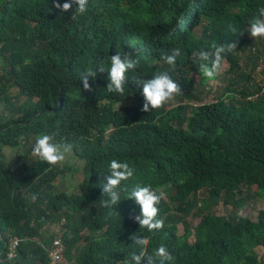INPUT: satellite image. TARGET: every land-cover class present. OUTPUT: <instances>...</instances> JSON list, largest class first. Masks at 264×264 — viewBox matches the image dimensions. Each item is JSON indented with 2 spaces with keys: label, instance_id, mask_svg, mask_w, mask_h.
I'll return each mask as SVG.
<instances>
[{
  "label": "trees",
  "instance_id": "1",
  "mask_svg": "<svg viewBox=\"0 0 264 264\" xmlns=\"http://www.w3.org/2000/svg\"><path fill=\"white\" fill-rule=\"evenodd\" d=\"M260 7L264 0H89L87 12L71 18L52 0H0V264H50L52 226L61 229V264H125L139 250L134 235L148 238V255L166 247L165 264H264L256 252L264 251V210L255 220L214 212L264 201V81L244 72L237 55ZM231 42L229 95L206 102L192 78L199 74L202 88L210 81L198 71L199 52ZM173 48L181 54L169 66L160 57ZM124 51L138 64L123 94L106 89V71L83 89L89 68L107 69ZM251 58L254 71L264 67V46ZM161 71L180 85L183 103L145 112L138 79ZM42 133L70 144L81 166L23 153ZM7 148L14 160L2 156ZM114 158L134 177L107 207L101 183ZM77 174V185L58 188ZM136 183L163 194L164 227L155 234L134 220L139 206L128 190Z\"/></svg>",
  "mask_w": 264,
  "mask_h": 264
},
{
  "label": "clouds",
  "instance_id": "2",
  "mask_svg": "<svg viewBox=\"0 0 264 264\" xmlns=\"http://www.w3.org/2000/svg\"><path fill=\"white\" fill-rule=\"evenodd\" d=\"M53 7L61 13L72 10L74 14L83 15L87 12L89 0H52ZM234 32L235 29H232ZM247 33L253 38H264V7L258 9V15L249 20ZM235 48L234 42L228 44H218L214 52L201 50L199 52L198 71L208 79L214 78L221 69L227 52ZM180 48H173L170 53H162L160 59L169 66L176 63L180 56ZM138 61L133 58L130 51L116 52L110 57V66L105 69L102 64H97L95 70L89 68L81 77L80 82L83 89H89V77L94 78L96 71L107 72L106 89L111 93L123 94L127 74L137 68ZM137 86L141 89L140 95L144 103L142 110L148 112L149 109H158L166 104L174 95L181 94L180 85L171 78L167 71H161L151 76L150 79L139 78ZM71 151L68 143H58L53 139V135L42 133L35 137L31 145V154L49 166H55L65 161L67 154ZM108 174L105 175L101 183L103 194L107 199L103 204L107 207L115 206L119 203L120 194L127 188L125 182L134 177V169L125 160L111 159L107 165ZM163 194L153 189L147 184H134L128 190V199H132L139 206V214L134 216V220L140 228L146 229L149 233L155 234L164 227L162 218H158L159 204ZM134 245L139 249L129 253L130 258H126L125 264H165V260H170L171 255L164 246H158L152 255L146 252L148 238L146 236L132 237ZM154 257L161 258L157 261Z\"/></svg>",
  "mask_w": 264,
  "mask_h": 264
},
{
  "label": "rangeland",
  "instance_id": "3",
  "mask_svg": "<svg viewBox=\"0 0 264 264\" xmlns=\"http://www.w3.org/2000/svg\"><path fill=\"white\" fill-rule=\"evenodd\" d=\"M264 46V38H253L249 36L248 38V43L245 46L243 51H240L237 53L238 57L240 58V63L242 66V69L246 73H251L253 75V78L258 82L262 83L264 81V70L263 66L260 65L256 68L254 71L255 67V62L251 58L253 55H256L257 52L263 48ZM230 69V64L227 61H224L222 64L221 69L217 73L216 77L214 79H211L210 81L207 82V85L202 88L200 86V76L199 74H193L192 78L194 80V83L196 84L199 89L202 90V95L205 97V101H212L215 96L219 95H229L227 92V89L230 86V80L232 79V75H228L227 71ZM177 96L174 95L172 99H170L165 106H174L179 103H183V101ZM35 137H31L29 140H26L22 146V152H30L31 153V145L34 142ZM15 151H12L11 149L7 148L3 151L2 156L6 160H14L15 157ZM63 165H67L71 168L76 167L81 164L78 162V160L75 157H72L71 154H67L65 161L61 162ZM80 175L77 174L75 177L72 178V180H63L61 183H59L58 188L59 189H68L71 185H77L79 183ZM260 210H264V201L260 200L258 202L248 200L246 202V208L243 211L240 210H234L231 206L229 207H223L222 205L216 207L214 209L215 214L219 216H231V215H236L239 216L240 214H243L246 217L251 218L252 220H255L258 218V214ZM197 221H194L192 223V226L196 225ZM56 226H52L49 229L50 233H53L54 230H56ZM179 234L183 235L184 234V229L180 225L179 226ZM1 251V250H0ZM257 254L261 257L264 255V251L262 249H258Z\"/></svg>",
  "mask_w": 264,
  "mask_h": 264
},
{
  "label": "built area",
  "instance_id": "4",
  "mask_svg": "<svg viewBox=\"0 0 264 264\" xmlns=\"http://www.w3.org/2000/svg\"><path fill=\"white\" fill-rule=\"evenodd\" d=\"M53 234L54 239L51 243L49 256H50V264H61L62 256L64 252V245L61 240V229L57 226V229L54 230ZM19 240H14L10 245V254L9 259L13 260L16 257V250L19 247Z\"/></svg>",
  "mask_w": 264,
  "mask_h": 264
}]
</instances>
